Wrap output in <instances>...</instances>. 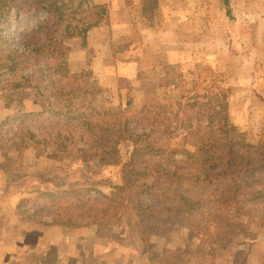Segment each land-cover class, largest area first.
Returning a JSON list of instances; mask_svg holds the SVG:
<instances>
[{"label": "trees", "instance_id": "1", "mask_svg": "<svg viewBox=\"0 0 264 264\" xmlns=\"http://www.w3.org/2000/svg\"><path fill=\"white\" fill-rule=\"evenodd\" d=\"M28 19L33 24L21 32L28 44L19 45L9 31ZM109 23V8L92 0H0V92L7 96L8 106L14 102L21 106L27 99L41 106L40 111L20 110L7 117L0 126L9 128L1 147L5 140L9 150L26 147V141L39 137L35 144L45 150L54 146L73 159L76 170L93 164L99 173L89 169L87 174L95 177V183L103 182L102 176L113 170L121 179L111 192L92 184L82 197L78 192L59 193L53 205L62 211L57 213L60 221L51 223L100 226L105 219L111 224L114 218L133 212L146 231L155 220L171 217L170 213H196L208 194L237 215L248 209L264 219V141L250 144L218 96H199L191 106L193 114L186 118L176 111L168 116L163 105L137 107L129 102L119 111L102 113L91 103L87 73H70L61 42L66 38L87 41L91 30ZM206 72L216 79L218 73L206 66L199 81L207 80ZM13 120L20 122L12 128ZM179 128L187 131L184 150L171 140L172 129ZM123 140L132 144L131 155L124 161L120 154ZM53 170L63 174L67 169L56 166L39 177L54 189L65 187L68 176L54 179ZM195 178L205 185L199 190L185 188L183 182ZM72 198L79 202L71 204ZM105 202L116 204L102 212ZM71 205L80 214L89 211L90 219L95 214L98 220L85 224L73 220L78 217H69V211H75Z\"/></svg>", "mask_w": 264, "mask_h": 264}, {"label": "crops", "instance_id": "2", "mask_svg": "<svg viewBox=\"0 0 264 264\" xmlns=\"http://www.w3.org/2000/svg\"><path fill=\"white\" fill-rule=\"evenodd\" d=\"M92 1L109 8L110 23L91 30L86 45L67 40L73 69L132 76L146 67L155 81L162 66L188 80L210 66L232 89V116L264 134V0ZM11 216L0 211V264H255L182 255L168 237L160 249L152 242L140 249L126 234L106 239L97 225L28 230L25 223L13 227Z\"/></svg>", "mask_w": 264, "mask_h": 264}, {"label": "rangeland", "instance_id": "3", "mask_svg": "<svg viewBox=\"0 0 264 264\" xmlns=\"http://www.w3.org/2000/svg\"><path fill=\"white\" fill-rule=\"evenodd\" d=\"M33 20L21 22L16 24L9 32L13 33V39L21 45L27 46L28 42L23 38L24 30L31 27ZM135 27V26H134ZM63 39L61 48L66 53L68 60V68L70 73H87L86 79L90 86V100L96 109L102 113L115 112L132 102L133 106H144L146 104L163 105L164 111L168 116L173 112H178L183 118L189 114H193L194 110L191 108L197 98L204 94H213L214 97L218 96V100H222L227 104L228 116L233 125L240 131L246 134L247 141L252 145H259L264 141V134L251 131L246 125L243 124L241 119H237L230 113V96L232 89L226 85L225 76L217 74L215 76L211 72H206L205 77L207 80L199 81V75L196 79H186L178 76L176 68H168L162 66L160 74L156 76L155 81H151V76L146 74V67L131 75H116V74H95L93 70H75L70 65L68 59V45L67 40ZM87 41H84V45ZM23 46V45H22ZM24 48V47H23ZM179 54H176V61ZM124 61V60H121ZM95 68V67H93ZM97 69V68H96ZM214 71V70H213ZM215 72V71H214ZM215 80H210V78ZM183 79V80H180ZM179 80V81H178ZM189 81V82H188ZM199 81V86L196 82ZM187 82V83H186ZM7 96L0 92V126L11 114L20 110L40 111L41 106L34 100L27 99L23 105L19 106L16 102L8 106ZM20 121L13 120V125L17 126ZM9 128L0 127V211L11 213V225L13 227L21 226L25 223L28 230L30 228H41L40 223H45V226H61L52 224L51 222L60 221L57 205H53L54 198H57L59 193L71 195L78 192L82 197V192L85 189L92 187L94 184L97 188H101L105 192H111L121 183L117 171L108 172L103 175V182L95 183L94 178L87 174L89 169L95 167L91 163H85L83 166L74 164L72 158L65 157L60 150H55L54 146H47L46 150L40 145L35 144L40 138H33L28 140L26 147L8 149L9 144L5 140L4 145L1 147L2 136ZM174 131L172 129L171 137L175 145H179L183 150L182 142L187 131L183 128ZM167 137L169 134L167 133ZM13 134L7 138H12ZM191 148V147H189ZM22 149V151H21ZM9 150V151H8ZM120 154L122 160H126L131 155L132 144L128 141L120 142ZM20 158L19 161H16ZM61 166L67 170L63 174H57L53 170V178L60 179L68 176L65 187L53 188V185L39 176L43 173L49 172L52 168ZM86 180V181H85ZM56 181L53 180V183ZM185 188H196L199 190L205 185L199 178L187 180L183 182ZM49 187H47V186ZM95 194V191L92 192ZM206 203L197 209L196 213L179 212L177 215L170 213L169 218L155 220L151 228L144 230L142 223L138 220L137 216L130 212L123 217H116L111 224L105 219L99 223V232L105 234L106 239L112 241L118 240L119 236H130L135 244H140V249H144L143 244L150 245L152 248H157L159 243L164 242L165 237L171 241L170 247L174 250H180L182 255L190 256L192 252H196L197 256L212 257L215 259L230 258L238 261H254L259 264L260 260L264 259V219L258 214H254L251 210L245 209L240 215L229 211L227 206L218 202L216 196L205 197ZM71 204H76L75 198L69 201ZM59 203V202H58ZM116 204L115 202H105L101 206L100 211L104 212L108 206ZM248 207V205H246ZM71 208L75 209L74 205ZM95 210L98 207L94 206ZM86 211V208L84 209ZM65 211V210H64ZM63 211V214H65ZM108 211V210H107ZM62 211L60 210V213ZM66 212V211H65ZM67 213V212H66ZM90 212L81 213L71 209L69 217L76 216L73 220H78L80 223L88 221H97L98 217L92 215L90 219ZM85 218V219H84ZM63 220V219H62ZM84 226V225H81ZM85 226H96L88 225ZM122 228V230H120ZM118 229V230H117ZM145 232L143 240L140 239V234ZM33 234L29 233L28 238H33ZM125 236V237H126ZM159 249L161 246L158 247ZM194 254V253H193Z\"/></svg>", "mask_w": 264, "mask_h": 264}]
</instances>
